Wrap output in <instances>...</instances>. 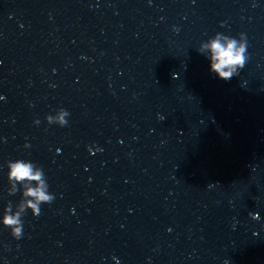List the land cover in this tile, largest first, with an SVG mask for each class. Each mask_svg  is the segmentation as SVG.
Here are the masks:
<instances>
[{
  "label": "water",
  "instance_id": "obj_1",
  "mask_svg": "<svg viewBox=\"0 0 264 264\" xmlns=\"http://www.w3.org/2000/svg\"><path fill=\"white\" fill-rule=\"evenodd\" d=\"M17 159L55 198L0 264H264V0H0V219Z\"/></svg>",
  "mask_w": 264,
  "mask_h": 264
},
{
  "label": "clouds",
  "instance_id": "obj_2",
  "mask_svg": "<svg viewBox=\"0 0 264 264\" xmlns=\"http://www.w3.org/2000/svg\"><path fill=\"white\" fill-rule=\"evenodd\" d=\"M248 41L246 34L240 33L239 39L217 33L206 43H202L197 49L200 53H208L210 61V71L215 73L218 78L229 81L239 74L249 59ZM55 118L48 115L45 119L49 124H58L63 127L68 121L65 117L70 114L61 108ZM38 124L39 121L37 120ZM7 178L11 185L9 195H15L22 189L20 201L15 205L11 201L4 208V213L0 223L10 229L13 238L19 240L23 237L24 222L22 217L27 210H31L33 216L39 217L42 204H51L54 194L49 192L44 171L28 160L17 159L7 162ZM19 186V188H18ZM255 218V217H253Z\"/></svg>",
  "mask_w": 264,
  "mask_h": 264
}]
</instances>
